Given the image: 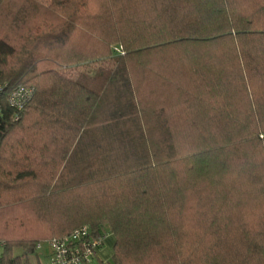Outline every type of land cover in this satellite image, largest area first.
Returning a JSON list of instances; mask_svg holds the SVG:
<instances>
[{"label": "trees", "instance_id": "obj_1", "mask_svg": "<svg viewBox=\"0 0 264 264\" xmlns=\"http://www.w3.org/2000/svg\"><path fill=\"white\" fill-rule=\"evenodd\" d=\"M46 1L66 25L44 58L15 68L0 39V199L48 175L38 225L0 230V264L85 224L114 264H264V0Z\"/></svg>", "mask_w": 264, "mask_h": 264}, {"label": "rangeland", "instance_id": "obj_2", "mask_svg": "<svg viewBox=\"0 0 264 264\" xmlns=\"http://www.w3.org/2000/svg\"><path fill=\"white\" fill-rule=\"evenodd\" d=\"M28 0H2L0 6V39H4L14 48V55L9 60V65L18 68L29 58H44L45 51L49 47L44 46L45 33L49 29L65 28L66 21L59 16L55 10L49 8L48 1L37 0L45 7H39L35 1L27 2ZM44 38V39H43ZM53 45V44H51ZM48 54V52H47ZM46 54V56H47ZM49 56V55H48ZM112 60L108 58L97 59L87 64H75L68 66L65 69L66 73L77 74L88 70H93L100 66L110 65ZM44 68L45 65H40ZM43 79L39 77L37 81ZM138 125L128 122L123 127V130L137 132ZM40 169V168H36ZM41 178L38 181L24 180L13 185L11 190L6 191L5 195L0 199V230L4 233H15L23 229H33L38 225L39 214L43 213L42 208H38L33 191L41 192L47 172L42 170ZM68 178V177H66ZM62 178V179H66ZM32 190V193H31ZM37 208H36V206ZM38 218V219H37ZM3 240V239H1ZM42 249H35L34 252L28 255V264H36V256L40 262H45L46 253L48 252L46 243H42ZM113 237L108 234L104 240V249L97 253V257L103 261L102 264H114L111 259ZM15 254H20L21 249L15 248ZM24 264V262H23Z\"/></svg>", "mask_w": 264, "mask_h": 264}, {"label": "built area", "instance_id": "obj_3", "mask_svg": "<svg viewBox=\"0 0 264 264\" xmlns=\"http://www.w3.org/2000/svg\"><path fill=\"white\" fill-rule=\"evenodd\" d=\"M5 86L0 82V91ZM33 93V86L20 83L6 91V100L10 106L20 110ZM105 237L106 235L95 234L85 224L67 234L38 242L36 249H42V243H46L48 252L45 262L41 264H102L103 262L97 258V253L104 244Z\"/></svg>", "mask_w": 264, "mask_h": 264}, {"label": "crops", "instance_id": "obj_4", "mask_svg": "<svg viewBox=\"0 0 264 264\" xmlns=\"http://www.w3.org/2000/svg\"><path fill=\"white\" fill-rule=\"evenodd\" d=\"M112 237H113V236H112ZM113 241H114V238H113ZM103 249H104V244H103L102 247L100 248L99 252H101ZM99 252H98V254H99ZM36 260H37V263H36V264H41V263H43V262H40L38 256H36Z\"/></svg>", "mask_w": 264, "mask_h": 264}]
</instances>
